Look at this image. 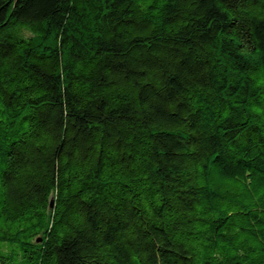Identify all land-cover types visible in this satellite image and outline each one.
<instances>
[{"label":"trees","instance_id":"16d2710c","mask_svg":"<svg viewBox=\"0 0 264 264\" xmlns=\"http://www.w3.org/2000/svg\"><path fill=\"white\" fill-rule=\"evenodd\" d=\"M0 264H264V0H0Z\"/></svg>","mask_w":264,"mask_h":264}]
</instances>
